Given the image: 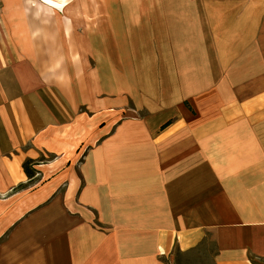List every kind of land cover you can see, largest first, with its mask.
Returning <instances> with one entry per match:
<instances>
[{"label": "crops", "instance_id": "obj_1", "mask_svg": "<svg viewBox=\"0 0 264 264\" xmlns=\"http://www.w3.org/2000/svg\"><path fill=\"white\" fill-rule=\"evenodd\" d=\"M207 239L264 264V0H0V264Z\"/></svg>", "mask_w": 264, "mask_h": 264}, {"label": "rangeland", "instance_id": "obj_2", "mask_svg": "<svg viewBox=\"0 0 264 264\" xmlns=\"http://www.w3.org/2000/svg\"><path fill=\"white\" fill-rule=\"evenodd\" d=\"M45 159L49 161L50 156ZM215 253L216 246L212 240L207 239L206 242L198 246L195 250L177 254L175 260L167 264H215Z\"/></svg>", "mask_w": 264, "mask_h": 264}, {"label": "trees", "instance_id": "obj_3", "mask_svg": "<svg viewBox=\"0 0 264 264\" xmlns=\"http://www.w3.org/2000/svg\"><path fill=\"white\" fill-rule=\"evenodd\" d=\"M47 160L45 158H41L39 160H28L24 163V170L26 174L29 176L30 179L38 180L39 172L36 170L35 166L41 165L43 163H46ZM25 187L24 185H20L17 189ZM176 255L181 254L180 251L176 250Z\"/></svg>", "mask_w": 264, "mask_h": 264}]
</instances>
